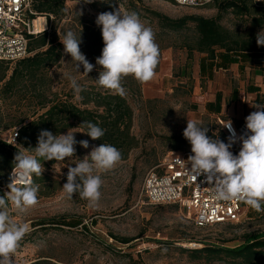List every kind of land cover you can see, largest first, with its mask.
Instances as JSON below:
<instances>
[{
	"label": "rangeland",
	"instance_id": "rangeland-1",
	"mask_svg": "<svg viewBox=\"0 0 264 264\" xmlns=\"http://www.w3.org/2000/svg\"><path fill=\"white\" fill-rule=\"evenodd\" d=\"M141 4L172 18L192 14L217 17L219 14L216 4L203 8H185L163 0H141ZM66 6L68 13L63 20L57 22L50 18L47 22L45 32L49 33L50 38H55L56 42L61 43L59 35L62 37L69 30L76 33L84 25L93 30L99 27L95 21L100 12L91 3L67 0ZM120 12L130 13L123 5H120ZM219 15L220 23L234 35H245L253 28L251 17L240 16L232 10L220 12ZM40 17L44 18L43 15ZM140 20L153 30L158 46L174 41L180 44L186 38H194L193 25H190L181 35L171 36L169 42H161L162 39L157 36L160 31L156 20L148 17ZM45 27L44 24L43 29ZM262 30L264 24L254 27L256 33ZM86 46L95 45L89 41ZM62 49L63 58L49 71L53 79L52 90L60 92L72 88L69 76L81 82L86 79L84 83L88 84L90 73H83L82 66L80 72H77L71 56L64 54L63 44ZM166 49L172 50V59L168 62L169 74L142 84V98L125 93L134 110L133 133L140 143L126 160H120L114 168L108 171L94 170L93 174L99 175L102 180L101 197L95 207H89L88 201L82 199L79 193L68 198L62 188L67 182L68 167H75L97 147L78 128L67 132L74 133L77 142L87 140L89 147L85 149L77 143L75 156L65 158L64 161L41 163L44 167L42 175L47 176L48 180L38 184V204L21 212L9 203L8 211L12 218L17 223H27L30 229L13 254L14 264H29L45 258L58 264H210L205 260L192 259L183 248H201L202 243L236 246L243 241L245 234L264 232V211L257 212L251 207L239 222L200 226L185 207L179 204H150L141 196L140 188L146 172L164 154L172 151V141L167 136L181 134L188 119L211 128L216 138L228 143L219 133V120L200 112L204 102L209 99L207 92L213 87L211 80L199 76L200 54L195 52L193 58L188 60L185 49ZM84 55L94 65L95 72L100 66L96 65L90 53ZM7 74H11V69L7 70ZM226 79L227 88L231 89V85H234L232 76L227 74ZM148 94L158 96L151 98ZM248 100L239 106L247 116L256 111L252 106L257 105L254 100ZM35 103L34 99H29L28 94L19 93L9 98L0 94L2 139L6 138L12 128L21 126L18 122L32 114ZM11 122L16 124L15 127L6 128ZM187 149L188 145L177 151ZM4 189L10 191L8 186ZM115 236L130 238L131 241L124 243ZM214 264L232 263L215 261Z\"/></svg>",
	"mask_w": 264,
	"mask_h": 264
},
{
	"label": "trees",
	"instance_id": "trees-1",
	"mask_svg": "<svg viewBox=\"0 0 264 264\" xmlns=\"http://www.w3.org/2000/svg\"><path fill=\"white\" fill-rule=\"evenodd\" d=\"M163 1L175 4L174 0ZM66 2L67 0H31L32 18L43 15L47 17V20L53 18L57 22L61 21L68 13ZM212 4L218 5L219 14L232 10L240 16L251 17L253 28L245 35L238 36L220 23L219 14L217 17L192 14L172 18L158 10L143 6L141 0H93L91 2L92 7L100 13L111 12L117 8L120 10V5H123L130 13L135 12L139 18L155 19L160 31L157 36L162 39L161 42L167 40L169 42L171 36L181 35L184 30L193 25L195 32L193 39L186 38L180 44L176 41L161 43L159 51L161 53L166 48L185 49L188 60L193 58L195 52L200 55L205 54L200 61L201 67L204 58L211 61L212 65L215 61H221L223 68L233 63L237 58L236 55L251 53L257 58H264V46L257 45L258 33L254 31L255 26L264 24V0H215ZM80 33L81 52L90 53L96 60L104 47L101 28L97 27L93 30L84 25L75 34L79 36ZM56 41L55 38H50L49 33L45 31L39 35H29L30 54L28 56L16 61L0 60V82L2 83L0 94L4 98H9L24 93L29 95V99L36 101L32 114L18 122L21 124L18 137L19 147L8 144L0 137V196L6 197L4 187L11 183L10 174L15 166L13 163L15 155L18 152L34 154L32 148L37 146L38 136L42 130L51 131L56 135L64 134L73 128L86 132V127L81 124L83 121L92 122L101 127L105 134L101 139L92 140L83 133L86 139L97 147L102 143L116 147L122 154L121 160H126L130 153L139 146L140 141L133 133L134 110L126 94L142 98V83L131 75L124 77L122 86L126 94L123 96L116 94L97 84L95 79L102 70L100 66L95 72H90L91 78H87L88 84L84 83L86 79L82 82L78 81L81 91L76 93L73 88L60 92L53 91V79L49 71L63 58L62 44ZM89 41L95 46H86V42ZM220 63L216 62L215 66L219 67ZM8 69H11L10 75L7 74ZM15 125L11 122L6 128L15 127ZM208 129L207 135L215 139L216 134L211 128ZM219 133L228 140L221 126ZM167 139L172 141V151L181 150L186 145L188 149L191 148L183 132L167 136ZM40 162L45 164L42 158ZM28 179L38 185L46 182L48 177L45 175L37 177L33 174ZM63 222L65 224V221ZM75 223L79 224V222ZM115 237L124 243L131 241L130 238ZM202 244L201 248L183 249L189 252L192 259L205 260L210 264H214L215 261H228L232 264H264V232L247 233L243 241L236 246H227L224 243ZM29 264L58 263L45 258L36 259Z\"/></svg>",
	"mask_w": 264,
	"mask_h": 264
},
{
	"label": "clouds",
	"instance_id": "clouds-1",
	"mask_svg": "<svg viewBox=\"0 0 264 264\" xmlns=\"http://www.w3.org/2000/svg\"><path fill=\"white\" fill-rule=\"evenodd\" d=\"M91 3L93 0H85ZM82 15V13H79ZM96 25L101 28L104 43L101 55L96 59V65L102 70L96 80L104 89L121 96L125 95L122 79L129 75L144 84L154 79L159 63L160 51L155 42V34L146 27L135 13L121 14L119 8L111 12L98 14ZM59 35V34H58ZM60 42L64 46V54L70 55L77 72L83 67V73L93 71L90 63L80 50L81 33L77 36L73 31H67ZM257 45L264 46V30L257 34ZM70 85L76 91H81L77 79L69 76ZM252 106V105H251ZM246 119L247 132L237 137L231 120H226L223 127L232 135L228 143L219 138L207 135L209 129L195 120L188 119L183 131L184 138L191 145L192 155L188 157L191 165L189 170L195 177L204 175L207 182L214 185L215 199L222 201L239 200L257 212L264 211V105L252 106ZM87 131L82 132L92 140L101 139L104 130L98 125L83 121L81 124ZM250 133V134H249ZM241 143L240 151L234 155L230 148L237 141ZM87 149L89 142H77L74 133L53 134L42 130L39 133L37 146L32 148L34 154L18 152L14 157V167L10 174V191L5 197L0 196V264H14L13 254L20 241L29 232L27 223H17L8 211L11 205L24 212L38 204L39 185L28 178L33 174L42 176L44 161H64L75 156V145ZM122 159L121 152L110 144H100L94 147L89 155L80 160L75 167H68L67 182L63 191L68 198L79 193L82 199L88 201L89 207H95L101 197L102 180L95 171H108ZM182 161L181 159H179Z\"/></svg>",
	"mask_w": 264,
	"mask_h": 264
},
{
	"label": "built area",
	"instance_id": "built-area-1",
	"mask_svg": "<svg viewBox=\"0 0 264 264\" xmlns=\"http://www.w3.org/2000/svg\"><path fill=\"white\" fill-rule=\"evenodd\" d=\"M214 1L174 0L175 5L185 8H203ZM32 14L31 0H0V60L16 61L28 56L29 35H37L47 30V17L44 16L46 27L37 32L35 20L40 16L34 19ZM218 120L229 138L232 133L222 126L227 119ZM231 122L237 137L247 132L246 121ZM19 130L20 127L13 128L4 140L14 147H19ZM240 148L241 143L238 140L230 151L237 155ZM190 155L191 148L164 154L159 163L146 172L140 188L141 196L150 204H179L185 207L189 215L194 216L195 223L200 226L241 221L250 206L235 199H215L214 185L207 182L206 176L195 177L189 171L191 165L187 160Z\"/></svg>",
	"mask_w": 264,
	"mask_h": 264
},
{
	"label": "crops",
	"instance_id": "crops-1",
	"mask_svg": "<svg viewBox=\"0 0 264 264\" xmlns=\"http://www.w3.org/2000/svg\"><path fill=\"white\" fill-rule=\"evenodd\" d=\"M171 53V49L161 51L154 79L169 74L168 62L172 59ZM204 56L205 54L200 55L198 73L202 79L211 80L213 87L210 89L211 91L207 92L209 99L203 104V109L200 111L202 114L217 119H231L235 122H242L246 121L247 115L244 114L245 111L240 110L241 103L244 105L246 100L249 99V102L254 100L257 105H264L263 57L257 58L255 54L251 53L236 55V60L230 63L228 67L223 68L221 61H215L212 65L213 63L206 58H204L201 67L200 61ZM216 62L220 63L219 67L215 66ZM227 74L232 76V83H234V85H231V89H228L226 85L228 84ZM219 83H222V85H219ZM153 90L155 91L154 88ZM148 95L151 98L158 96V94ZM4 191L6 193L5 189ZM5 199L7 200V196Z\"/></svg>",
	"mask_w": 264,
	"mask_h": 264
},
{
	"label": "bare ground",
	"instance_id": "bare-ground-1",
	"mask_svg": "<svg viewBox=\"0 0 264 264\" xmlns=\"http://www.w3.org/2000/svg\"><path fill=\"white\" fill-rule=\"evenodd\" d=\"M45 24V19L43 17H38L35 20V30L37 32H40L41 30H43Z\"/></svg>",
	"mask_w": 264,
	"mask_h": 264
}]
</instances>
